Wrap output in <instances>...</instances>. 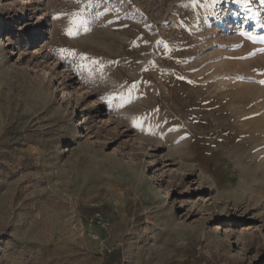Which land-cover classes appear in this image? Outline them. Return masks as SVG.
I'll return each mask as SVG.
<instances>
[{
    "label": "rangeland",
    "instance_id": "374dc122",
    "mask_svg": "<svg viewBox=\"0 0 264 264\" xmlns=\"http://www.w3.org/2000/svg\"><path fill=\"white\" fill-rule=\"evenodd\" d=\"M262 82L264 0H0V264H264Z\"/></svg>",
    "mask_w": 264,
    "mask_h": 264
},
{
    "label": "bare ground",
    "instance_id": "6f19581e",
    "mask_svg": "<svg viewBox=\"0 0 264 264\" xmlns=\"http://www.w3.org/2000/svg\"><path fill=\"white\" fill-rule=\"evenodd\" d=\"M179 158V157H178ZM164 163L166 166H169V165H175L176 163L174 162V159L172 158V160H164ZM184 163L183 162H179V166H183ZM184 205V204H183ZM187 206V204H186ZM184 209V208H183Z\"/></svg>",
    "mask_w": 264,
    "mask_h": 264
},
{
    "label": "built area",
    "instance_id": "2783aa9c",
    "mask_svg": "<svg viewBox=\"0 0 264 264\" xmlns=\"http://www.w3.org/2000/svg\"><path fill=\"white\" fill-rule=\"evenodd\" d=\"M99 215H100V214H99V213H97V214L95 215V216H96V218H97V217H99Z\"/></svg>",
    "mask_w": 264,
    "mask_h": 264
},
{
    "label": "snow or ice",
    "instance_id": "6c2138e0",
    "mask_svg": "<svg viewBox=\"0 0 264 264\" xmlns=\"http://www.w3.org/2000/svg\"><path fill=\"white\" fill-rule=\"evenodd\" d=\"M69 34H71V32ZM262 83H264V82H262Z\"/></svg>",
    "mask_w": 264,
    "mask_h": 264
}]
</instances>
